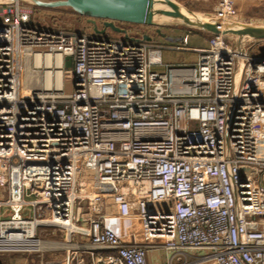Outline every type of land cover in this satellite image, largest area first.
Wrapping results in <instances>:
<instances>
[{"label":"built area","instance_id":"obj_1","mask_svg":"<svg viewBox=\"0 0 264 264\" xmlns=\"http://www.w3.org/2000/svg\"><path fill=\"white\" fill-rule=\"evenodd\" d=\"M236 1L218 0L214 17L238 21ZM10 4L0 11V243H10L0 253L148 264L160 247L170 259L189 250L264 264V56L246 38L189 47L185 34L174 49L196 61L164 64L138 26L114 22L122 38L89 22L92 33L43 28ZM26 65L36 85L24 86Z\"/></svg>","mask_w":264,"mask_h":264},{"label":"rangeland","instance_id":"obj_2","mask_svg":"<svg viewBox=\"0 0 264 264\" xmlns=\"http://www.w3.org/2000/svg\"><path fill=\"white\" fill-rule=\"evenodd\" d=\"M15 0H0V11L10 7ZM19 5L23 8H33V13L38 16L43 22H51L57 26L58 29L68 31H78L84 33H92L91 25L87 22V17L81 15L67 6H57L52 8H40L37 6L36 1L40 2H56L59 0H18ZM158 4L162 10H170V8L160 2ZM177 4L184 6L185 8L203 13L211 16L216 15V8L218 0H173ZM237 18L239 22H246L252 24H264V0H237L236 1ZM157 19V18H154ZM101 20H97L100 22ZM156 22V21H155ZM132 24L118 23L117 26H131ZM140 30L147 34L152 35V42L161 44L162 46V62L163 63H177L188 62L196 58V54L187 51L174 50L171 45H182V38L185 34L188 35V46L191 47H205L210 38V34L200 31L196 28L184 25L181 21L172 19L171 22L160 23L156 22V25H142L136 24ZM156 29L158 31L156 32ZM105 36L111 38H122L117 32L112 30L108 31ZM228 42L236 45V37L228 36ZM243 46L247 48L248 52L254 56H264V40H255L246 38L243 41ZM163 69V68H162ZM34 72H32L29 65H26L23 70V84L24 86L35 85ZM65 90L70 92L72 89L71 81H65ZM46 236V235H45ZM49 236V235H47ZM57 240H63V237L56 236L50 237ZM59 247V246H58ZM64 251L55 252H42L39 254H27V253H0V264H43L45 261H53L62 259L64 257ZM80 255V254H78Z\"/></svg>","mask_w":264,"mask_h":264},{"label":"water","instance_id":"obj_3","mask_svg":"<svg viewBox=\"0 0 264 264\" xmlns=\"http://www.w3.org/2000/svg\"><path fill=\"white\" fill-rule=\"evenodd\" d=\"M160 2L166 4L170 10L154 9V0H59L50 3L36 1V4L43 7L67 6L86 16L87 22L93 25V31L97 34H103L107 28L117 33H125L116 27L114 22L154 26L156 25L154 15H165L208 34L222 33L238 40L242 38L264 40V24L233 20L220 22L214 16L191 11L173 0ZM95 19L104 21L103 29L96 28ZM125 38H128L127 35ZM145 38L151 40L150 37ZM71 64V57H66L65 67L70 68Z\"/></svg>","mask_w":264,"mask_h":264},{"label":"crops","instance_id":"obj_4","mask_svg":"<svg viewBox=\"0 0 264 264\" xmlns=\"http://www.w3.org/2000/svg\"><path fill=\"white\" fill-rule=\"evenodd\" d=\"M43 3H50V2H43ZM39 6V5H37ZM43 6H41L40 8H42ZM43 8H52V7H43ZM26 11L29 12L30 17L32 19V21L43 28H50V29H55L57 26H55V24L51 23V22H43L41 21V19L36 16L33 13V8L30 9H26L24 8ZM128 24V23H127ZM131 24V23H129ZM136 24H132L131 26H129V29H135ZM158 44V43H157ZM161 45V44H160ZM176 46H182L179 44L176 45H171V47H176ZM207 46V43H206ZM191 47V46H189ZM175 50V49H174ZM180 51V50H178ZM188 52V51H187ZM197 58V56H196ZM196 58L192 61H188V62H177V63H164V64H171V65H179V64H191L194 63L196 61ZM161 59H162V53H161ZM36 85V83H35ZM39 87V85H38ZM103 228L105 229H109L112 233L117 234L119 233L120 229L122 230V232L130 237L132 236V234L130 233V225L128 223H124L123 227L120 226L119 224H117L116 222H106L103 226ZM111 251H100L99 254H104V253H109ZM202 255V252L200 251H183L182 253L176 255L175 257L171 258V253L165 251L164 249L160 248V247H149L147 249V262L148 264H213L211 262H203L200 260V257ZM87 259V258H86Z\"/></svg>","mask_w":264,"mask_h":264},{"label":"bare ground","instance_id":"obj_5","mask_svg":"<svg viewBox=\"0 0 264 264\" xmlns=\"http://www.w3.org/2000/svg\"><path fill=\"white\" fill-rule=\"evenodd\" d=\"M16 1L17 0H15V2ZM158 2H159V0H154V3H153L154 9H160ZM154 18H157V19H154V21H156V22L158 21L160 23L171 22V20L173 19V18L165 16V15H154ZM45 58H46V60H45L46 63L49 64V56L47 55ZM59 61H60V58L56 57V65L59 64ZM38 63H39V60L36 58V64H38ZM59 75H60V73L58 72L57 73L58 78H59ZM7 244H10L9 241H2L0 243V246H7ZM24 245L25 244L23 242H21L20 244L16 245L15 248H23ZM25 247H27V246H25ZM1 248H3V247H1Z\"/></svg>","mask_w":264,"mask_h":264},{"label":"trees","instance_id":"obj_6","mask_svg":"<svg viewBox=\"0 0 264 264\" xmlns=\"http://www.w3.org/2000/svg\"><path fill=\"white\" fill-rule=\"evenodd\" d=\"M212 34H210V36H211Z\"/></svg>","mask_w":264,"mask_h":264},{"label":"flooded vegetation","instance_id":"obj_7","mask_svg":"<svg viewBox=\"0 0 264 264\" xmlns=\"http://www.w3.org/2000/svg\"><path fill=\"white\" fill-rule=\"evenodd\" d=\"M102 22H103V20H102Z\"/></svg>","mask_w":264,"mask_h":264}]
</instances>
